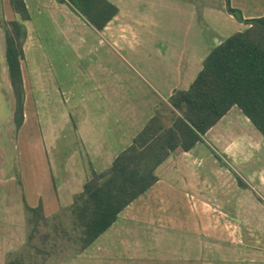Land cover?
I'll return each mask as SVG.
<instances>
[{
    "label": "crops",
    "instance_id": "crops-1",
    "mask_svg": "<svg viewBox=\"0 0 264 264\" xmlns=\"http://www.w3.org/2000/svg\"><path fill=\"white\" fill-rule=\"evenodd\" d=\"M106 1L118 13L97 30L59 0H25L27 19L0 0V22L26 29L18 128L0 28V264L29 247L27 208L48 219L69 209L163 102L190 89L212 51L250 28L227 0ZM230 4L246 21L264 18V0ZM10 146L17 172L6 177ZM155 174L108 231L60 264H264V136L238 106Z\"/></svg>",
    "mask_w": 264,
    "mask_h": 264
},
{
    "label": "trees",
    "instance_id": "trees-1",
    "mask_svg": "<svg viewBox=\"0 0 264 264\" xmlns=\"http://www.w3.org/2000/svg\"><path fill=\"white\" fill-rule=\"evenodd\" d=\"M13 10L27 19L25 0H10ZM97 30H103L118 13L106 0H59ZM229 14L250 25L218 46L187 91L176 92L156 110L155 116L103 174H94L73 205L62 213L71 222L63 233L71 238L75 253L85 251L118 220L119 215L158 181L155 172L172 153L188 152L235 106H238L264 136V18L246 21L227 0ZM6 34V57L16 99L15 123L24 122V83L21 60L26 29L20 22H0ZM169 113L166 118L165 111ZM171 119L169 125L167 119ZM29 244L49 221L42 208H27ZM46 239L48 238L45 237ZM39 254H47L36 247ZM7 264H29L20 255Z\"/></svg>",
    "mask_w": 264,
    "mask_h": 264
},
{
    "label": "rangeland",
    "instance_id": "rangeland-1",
    "mask_svg": "<svg viewBox=\"0 0 264 264\" xmlns=\"http://www.w3.org/2000/svg\"><path fill=\"white\" fill-rule=\"evenodd\" d=\"M86 21L89 22L88 20ZM1 105H2V112L5 116L10 112L9 104L8 102L4 100L2 101ZM164 111L166 114V118H168L170 116L169 113H167L166 110ZM167 122L170 125L171 119L170 118L167 119ZM3 164H5L4 173H6L5 174L6 177L17 172V154L11 146H10L7 156L5 153ZM0 193H2V191H0ZM7 194H8L7 199L8 201H10V198H8L10 193H7ZM0 196L2 197L1 194ZM1 197H0V201H1ZM4 208L5 206L3 207V209ZM2 217L6 218V215H4L3 213L1 214L0 212V220ZM69 219L70 218L67 215H64L61 212L58 215H55L54 217H50L48 223L46 225L41 226V228L39 229V232L35 236L34 241L29 244V247L27 249H25L23 257L25 258L27 263L29 264H60L63 260L62 258L65 257L67 254L75 253L74 250L75 248L79 247V245L78 246L73 245V242L70 240L71 238H68L62 231L63 227L61 225V222L64 223V226H65L64 229L71 230L72 228L71 222L70 223L67 222ZM47 236L48 238L46 239L45 237ZM36 247L40 248L41 251L47 254L37 253Z\"/></svg>",
    "mask_w": 264,
    "mask_h": 264
}]
</instances>
